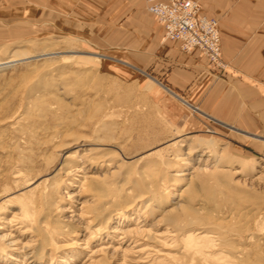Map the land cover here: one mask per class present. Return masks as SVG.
Wrapping results in <instances>:
<instances>
[{
  "label": "rangeland",
  "instance_id": "1",
  "mask_svg": "<svg viewBox=\"0 0 264 264\" xmlns=\"http://www.w3.org/2000/svg\"><path fill=\"white\" fill-rule=\"evenodd\" d=\"M74 36L36 35L0 44V62L12 51L60 53L0 71V264H112L99 251L108 245L119 248L115 255L125 257V264H264V159L153 83L150 74L96 59L109 53L86 36ZM182 170L188 176L171 177ZM104 175L117 179L108 196L123 197L121 206L138 201L142 179L161 187L164 207L144 210L145 200L138 205L159 241H145L154 243L145 254L123 255L127 242L109 234L133 228L138 206L127 219L107 224L106 234L93 233L109 211L98 209L96 193L83 179L95 177L104 186ZM187 186L192 208L200 210L193 217L206 228L198 237L212 245L222 239L229 249L204 245L187 252L180 227L156 222ZM96 216L98 222L92 221ZM200 225L184 235H197Z\"/></svg>",
  "mask_w": 264,
  "mask_h": 264
},
{
  "label": "crops",
  "instance_id": "2",
  "mask_svg": "<svg viewBox=\"0 0 264 264\" xmlns=\"http://www.w3.org/2000/svg\"><path fill=\"white\" fill-rule=\"evenodd\" d=\"M193 1L201 15L218 20L225 72L164 39L146 0H0V44L46 34L86 36L109 53L102 58L150 74L264 159V0Z\"/></svg>",
  "mask_w": 264,
  "mask_h": 264
},
{
  "label": "bare ground",
  "instance_id": "3",
  "mask_svg": "<svg viewBox=\"0 0 264 264\" xmlns=\"http://www.w3.org/2000/svg\"><path fill=\"white\" fill-rule=\"evenodd\" d=\"M58 54H60V53H43V54H36V55L35 54L18 55V54H16V51H12V52H10V55H9L8 60L1 61L0 62V71H3L5 69H8L11 66H14V65L19 64V63H26V62H33V61L45 60V59H48L50 57L52 58V56H55V55L58 56ZM72 54H75V53H72ZM62 56H63V54H62ZM93 57L97 59V58H102L103 56L96 54V55H93ZM150 80L153 83L157 84L160 88L164 89L167 93H169L170 95H172L173 97H175L176 99H178L180 102L184 103L183 100H180L178 97H176L174 94H172L167 88L163 87L162 85H160L159 83H157L153 79H150ZM185 105H187V104H185ZM191 148H193V146L190 145L188 149L191 150ZM185 155L186 156H190L189 153H186ZM104 156H106V155H103L101 157H104ZM184 160H185L184 158H180L179 159V161H181L182 163L184 162ZM170 166H171V164H170ZM118 171H119V168H118ZM111 174H117V172L116 171H112L111 173H109V175H111ZM129 175H128V177H129ZM186 176H188V173L186 172V170H182V171H178L177 174L172 175L171 177L184 178ZM105 177H106L105 179L102 177L104 179L102 181H104V182H106L108 180L109 181L106 182V184L104 186H101L100 184H96V182H95L96 180L94 179L95 177L94 178H92V177L91 178L85 177L83 179L84 180L83 183H87L86 185H88L87 186L88 187V190H91L92 192H95L96 193L95 194V197H94V200L98 204V209L101 210V211H103V210L104 211H107V210L109 211V213L107 214V216L104 217V220L102 222L103 224H101V222H100L99 223L100 225L98 227L95 225L96 226V228H94L95 230L92 229L93 233L95 235H97V236H101L103 234H106L105 229L107 227V224H109L110 222L112 223L113 222V219L120 220L123 217H125V215H127L128 213H130V211L132 209H134L135 207H137L139 205L140 200H145L146 201L145 202L146 203V206L145 207H141L144 210H146L148 207H150V208L153 207L156 210H160L161 209V206L164 205V200H162V194L159 193V190L161 189V187H159L157 185L154 186L153 183L151 181L147 180V179H142V181H141L142 182L141 196L139 198H137L138 201H132L130 199V202L129 203H126L123 206H121L120 202H121V200H123V197H121L119 199L117 198L116 195L110 197L111 195L109 193V190H112L111 188H113V187L109 188V186H111L114 183V181H117V179H108L109 177L107 175ZM125 180L126 179H124V181ZM173 181L174 180H172V182ZM92 182H95V183L92 184ZM174 182H180V180L174 181ZM115 184L117 186L119 184V182H116ZM175 185H177V184H175ZM123 186L124 185H121V183H120V186H117V187H119L118 189H121L122 190ZM116 191H119V190H116ZM162 191L163 192L166 191V188H163L162 187ZM189 192H190V188L187 186L184 189V191L178 196V199L177 200L176 199H172V201H171L172 202V208L171 209L169 208L170 210H168L167 208H166L167 210H163L164 208H162L163 211L161 212L160 219L158 220L160 222H158V221H156V222L157 223H162V222L163 223H166L167 225H169L170 228L180 227L181 229L179 228L178 231H180L181 233L183 232L182 233V236H183L182 238H183V242H184V246L182 247V249H184L187 252L193 251L194 254H195L199 250L201 251V248H202L201 246H204V245H206L204 249H207L208 248V250L211 247L212 248H215V247H223L225 249H227V248L229 249V244L226 241H222V239H218L219 244H217V245L216 244L215 245L213 244L212 245V243L210 241L208 242V239L207 238L205 239L204 237H198L201 234L205 233V231H206L205 229L206 228L201 227V225L199 224L200 221H198L197 219H194V217H193L194 215L198 214L200 212V210L199 209H196V208L195 209L192 208V202H191V198L189 196V194H190ZM111 194H113V193H111ZM108 195H110V196H108ZM91 197H93V196H91ZM166 197H167V195H166ZM172 198H174V196H172ZM137 211L139 212V213L137 212V214H139V215H137L135 213V215H136V223L134 224L135 226L133 228H131V227L130 228H127V230H124L123 232H120L118 230V228H115V229L113 228V229H111L109 231V234L113 235V238H115V239L117 237L119 238L118 239L119 240L118 243H123L124 244L125 242H127V247L124 250H122L123 255L126 254V253H129V252L134 253V254L137 253L139 255L140 254H145V252L147 250H151V249L154 248V243H158L159 244V241L158 240L153 239V237H152L153 234L150 232V230H147L148 223L146 222L145 219H143V216H142L143 213H141L140 206L137 207ZM155 212H157V211H155ZM155 212H150V213H155ZM96 217L97 218L93 219L92 221H95L96 220L98 222L99 218H98V216H96ZM125 219H127V217H125ZM128 220H129V222H132L134 220V218L131 217ZM94 223H96V222H94ZM196 225H198V226L200 225V227H201V228L197 229V235H194V236L193 235H184L185 229H187V228H189L191 226H194L195 227ZM65 226H67V225H65ZM170 233H172V232H170ZM174 233H175V236H178V235L181 234V233H178V232H174ZM207 233L209 235V232L208 231H207ZM210 235H211V233H210ZM170 237H172V236H170ZM215 239L217 241V238L216 237H215ZM150 240H153V241H150ZM101 241H103V240H101ZM140 241L143 242V243H140ZM145 241L146 242H148V241L149 242H154L153 243V247L152 246L149 247L148 245H143ZM141 246H144V247L141 248ZM111 249H112V247L108 245V246H102L99 249V251H101V254L103 253V254L109 255L110 256V259L112 260V264H125V262H126L125 257H121L120 258V257H117V255H115V253H116L115 250H117L119 248L112 249L113 252L110 253ZM154 252H156V251H154ZM160 253H162V252H160ZM161 256H163L165 258H172L171 254H166V253L165 254L162 253ZM226 258L227 259L228 258L234 259L233 257H230V256H228ZM229 264H233V262L232 263H229Z\"/></svg>",
  "mask_w": 264,
  "mask_h": 264
},
{
  "label": "built area",
  "instance_id": "4",
  "mask_svg": "<svg viewBox=\"0 0 264 264\" xmlns=\"http://www.w3.org/2000/svg\"><path fill=\"white\" fill-rule=\"evenodd\" d=\"M147 11L163 28V38L179 43L185 53L196 50L209 68L226 71L221 59L218 20L199 13L193 0H146Z\"/></svg>",
  "mask_w": 264,
  "mask_h": 264
}]
</instances>
